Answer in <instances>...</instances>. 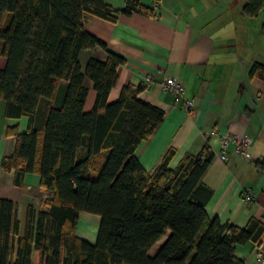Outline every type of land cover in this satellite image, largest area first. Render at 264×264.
Here are the masks:
<instances>
[{
  "label": "trees",
  "instance_id": "obj_1",
  "mask_svg": "<svg viewBox=\"0 0 264 264\" xmlns=\"http://www.w3.org/2000/svg\"><path fill=\"white\" fill-rule=\"evenodd\" d=\"M263 8L264 0H246L243 14L256 17ZM133 13L155 17L140 0H125L118 10L105 0H0V56L6 58L0 100L6 117L28 118L26 132L8 129L16 145L1 165L14 170V185L22 187L25 174L35 172L40 188L51 192L44 208L28 207L23 237L16 205L0 199V264H31L34 251L38 264H243L236 245L260 243L264 227L256 220L239 228L207 216L212 192L201 182L213 159L207 144L175 169L168 167L173 150L153 174L141 166L134 152L165 113L138 98L144 84H126L108 101L123 57L107 51L105 62L90 58L82 72L81 50L106 51L84 30V19L115 23ZM249 76L264 81V66L253 64ZM84 77L95 91L88 112ZM60 81L66 87L53 107ZM42 103L47 111L39 130L34 120ZM255 166L264 171V160ZM80 212L100 217L94 244L75 233Z\"/></svg>",
  "mask_w": 264,
  "mask_h": 264
},
{
  "label": "crops",
  "instance_id": "obj_2",
  "mask_svg": "<svg viewBox=\"0 0 264 264\" xmlns=\"http://www.w3.org/2000/svg\"><path fill=\"white\" fill-rule=\"evenodd\" d=\"M105 2L117 10L125 5V0ZM140 4L152 9L155 17L118 15L115 23L84 19V30L103 41L106 51L98 46L81 50L82 72L90 58L105 62L107 51L123 57L108 101L117 100L126 84H144L138 98L165 113L152 136L134 152L144 170L153 174L169 150L173 155L168 167L175 169L185 154L196 155L207 144L213 152L201 179L212 192L205 205L207 216L239 228L253 219L264 227V171L255 166L264 160V81L249 76L253 64L264 66V8L256 17H247L243 14L246 0H140ZM5 65L6 58L0 56V69ZM166 76L178 78L185 98L194 100L189 112L162 89ZM83 84L87 89L84 112H88L95 91L88 77ZM65 87L66 82L60 81L53 107L61 103ZM5 111L6 102L0 100V199L16 205L19 236L23 237L28 207L44 208L35 192L42 197H51V192L40 188V176L35 172L26 173L23 186L18 187L14 170L2 168V159L11 156L16 145V137L8 135V129L18 133L28 129L27 117L8 118ZM46 111L47 105L42 103L36 112L34 124L39 130ZM245 135L252 138L249 158L236 151ZM225 138L228 143L223 147ZM99 222L98 215L80 212L77 237L94 244ZM234 256L243 264H264V232L259 244L236 245ZM38 260L39 253L34 251L31 264Z\"/></svg>",
  "mask_w": 264,
  "mask_h": 264
},
{
  "label": "built area",
  "instance_id": "obj_3",
  "mask_svg": "<svg viewBox=\"0 0 264 264\" xmlns=\"http://www.w3.org/2000/svg\"><path fill=\"white\" fill-rule=\"evenodd\" d=\"M161 86L164 91H167L174 96L176 102L180 104L185 109V111L189 112L192 109L194 100L185 98L183 85L178 78L166 76L161 83ZM227 143L228 139L225 138V140L222 141V146L225 147ZM251 143L252 138L249 135L243 136L236 144V151L243 157L249 158V147ZM221 158L224 159L225 155L222 154ZM248 199H252V197H248Z\"/></svg>",
  "mask_w": 264,
  "mask_h": 264
},
{
  "label": "rangeland",
  "instance_id": "obj_4",
  "mask_svg": "<svg viewBox=\"0 0 264 264\" xmlns=\"http://www.w3.org/2000/svg\"><path fill=\"white\" fill-rule=\"evenodd\" d=\"M35 193H37L38 195H39V202L41 203V206H43L44 207V201L46 200V199H49L50 197L49 196H47L46 195V197H42L41 195V193L39 192V191H36Z\"/></svg>",
  "mask_w": 264,
  "mask_h": 264
}]
</instances>
